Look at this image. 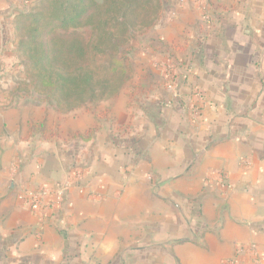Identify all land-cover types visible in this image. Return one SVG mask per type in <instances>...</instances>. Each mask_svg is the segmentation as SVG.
Returning <instances> with one entry per match:
<instances>
[{
  "label": "crops",
  "instance_id": "obj_1",
  "mask_svg": "<svg viewBox=\"0 0 264 264\" xmlns=\"http://www.w3.org/2000/svg\"><path fill=\"white\" fill-rule=\"evenodd\" d=\"M206 5L164 0L145 97L0 108V264H264V0Z\"/></svg>",
  "mask_w": 264,
  "mask_h": 264
},
{
  "label": "trees",
  "instance_id": "obj_2",
  "mask_svg": "<svg viewBox=\"0 0 264 264\" xmlns=\"http://www.w3.org/2000/svg\"><path fill=\"white\" fill-rule=\"evenodd\" d=\"M36 1L13 21L25 77L16 90L60 114L117 97L131 79L135 40L164 12V0Z\"/></svg>",
  "mask_w": 264,
  "mask_h": 264
},
{
  "label": "rangeland",
  "instance_id": "obj_3",
  "mask_svg": "<svg viewBox=\"0 0 264 264\" xmlns=\"http://www.w3.org/2000/svg\"><path fill=\"white\" fill-rule=\"evenodd\" d=\"M10 2L12 0H0V108L12 107L23 99L24 92L16 90L17 87L22 86L25 77L24 66L17 52L18 38L13 28V21L19 12L26 11L30 4H35L37 1L21 0L20 5L16 3L17 1ZM198 7L202 10L199 5ZM205 9L207 10V5ZM163 47L164 44L157 34H146L135 40L130 55L131 79L124 87L127 92L132 93V96L137 94L145 97L147 92L153 89L151 86L149 88L147 79L151 78L153 81L155 78L158 79L159 76H163L161 69V72L157 73L159 71L158 68H145L146 62L162 61L164 54ZM163 71L166 72L165 75H169V69L166 68ZM140 78L145 81H142ZM161 83H163V80H161ZM35 101L39 102L40 100L36 98ZM98 104L90 107L97 108ZM84 108H88V106Z\"/></svg>",
  "mask_w": 264,
  "mask_h": 264
},
{
  "label": "built area",
  "instance_id": "obj_4",
  "mask_svg": "<svg viewBox=\"0 0 264 264\" xmlns=\"http://www.w3.org/2000/svg\"><path fill=\"white\" fill-rule=\"evenodd\" d=\"M195 2L202 9L206 8L207 0H195ZM172 87H175V85L173 84ZM71 185L72 182L68 181L64 185L59 186L56 190H50L46 187L36 189L26 188L22 190L19 200L35 213L52 210L55 205L62 203L64 195ZM254 248L255 246H252V249Z\"/></svg>",
  "mask_w": 264,
  "mask_h": 264
}]
</instances>
